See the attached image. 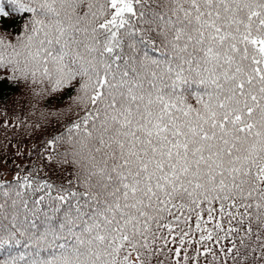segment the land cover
<instances>
[{"label":"snow or ice","instance_id":"6c2138e0","mask_svg":"<svg viewBox=\"0 0 264 264\" xmlns=\"http://www.w3.org/2000/svg\"><path fill=\"white\" fill-rule=\"evenodd\" d=\"M8 2L33 14L8 63L53 92L75 86L84 114L48 141L74 187L24 176L4 191L20 212L0 203V246L31 251L0 264H151L193 213L200 242L243 230L247 249L253 223L264 231V0ZM26 193L43 194L30 208ZM224 254L241 255L235 241Z\"/></svg>","mask_w":264,"mask_h":264},{"label":"trees","instance_id":"16d2710c","mask_svg":"<svg viewBox=\"0 0 264 264\" xmlns=\"http://www.w3.org/2000/svg\"><path fill=\"white\" fill-rule=\"evenodd\" d=\"M24 2L27 3L28 0ZM0 3L8 12L7 16H0V41H3L4 45L0 47V52L4 54V63L0 65V183L4 185V188L0 189V203L5 204V214L10 217L13 212H20L19 206L12 207V200L19 198L15 196L14 191H9V196L5 197L4 191L8 190L10 183L13 186L18 183L17 177L28 176L30 180L47 181L55 185L63 184L66 188L74 187L68 184V180L74 179L72 174L77 169L71 163H57L60 157L55 155L48 141L53 136L65 132L66 126L78 119L84 112L75 102L77 97L75 86L53 92L51 91L52 85L46 79L41 80L37 77L36 82L39 86H36L32 85L33 80L30 75L25 79L19 71H14L17 65L8 63V60L13 48L19 50L21 43L30 34L33 14L19 11L17 6L9 3L8 0H0ZM7 45L13 47H7ZM195 90V85H193L190 91ZM190 102L195 104L194 99ZM56 147L60 153H63L68 145L58 144ZM50 154L55 157L51 162L48 160ZM11 172H16L17 175L7 176ZM42 194H25L30 208L33 206L32 200ZM204 207L206 208L207 205ZM216 208L218 209V204ZM23 215L24 213L21 212V219ZM203 215L207 220L206 211ZM213 215L216 220L220 219L218 212H214ZM168 219L172 218L168 217ZM195 222L196 216L193 213L187 225L181 223L179 227H175L172 235L176 236V240L173 241L169 236L167 249L160 255L153 256L151 264H175L173 252L178 248L182 256L187 255V264H264V260L259 259L261 247L255 236V232L261 230L255 223H253V236L245 240L248 245L245 249L239 243L240 236L245 235L243 230L239 233H229L226 238L224 232L214 233L212 241L200 242L199 238L202 233L195 228ZM222 223L227 231L229 227L227 216L224 217ZM246 224L247 221H245ZM232 226L240 227L236 221L232 222ZM206 227L211 229L212 224ZM189 230L190 235L185 237V244L181 246L180 234ZM163 231L167 234L166 229ZM18 238L21 240L19 246L15 244L0 246V255L2 254L0 260L31 251L24 247V238ZM218 238L219 242H217ZM260 239L264 240V231H261ZM233 241L241 254L236 255L235 258L233 254L227 256L224 254V251L232 246ZM162 244L163 241H157V245ZM253 248L256 249L255 252L251 251ZM245 252H247L246 260L242 255ZM181 264H184L183 260Z\"/></svg>","mask_w":264,"mask_h":264}]
</instances>
